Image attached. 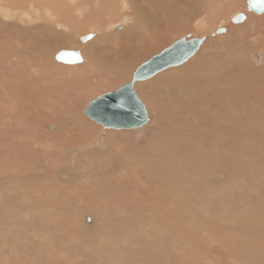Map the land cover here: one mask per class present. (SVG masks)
I'll use <instances>...</instances> for the list:
<instances>
[{"label":"rangeland","instance_id":"obj_1","mask_svg":"<svg viewBox=\"0 0 264 264\" xmlns=\"http://www.w3.org/2000/svg\"><path fill=\"white\" fill-rule=\"evenodd\" d=\"M8 1L9 0L0 1V5H5ZM80 1H75V3L71 0H13L11 4L0 7V27L10 24L12 25L13 31L17 30V28L28 30L30 27H39L41 24L45 23L42 20L43 18L46 19L47 23L45 24L48 26L50 25L52 30L56 32L53 23H48V15H46V12L50 11L52 14L59 16V19H61V16H67V13L72 12V16L74 18L76 17L74 20H79L76 23L81 26L80 29L82 30L78 33L82 35L87 34L91 30L99 29H101L102 33L100 38L90 44L84 45V43H80L77 39V42L75 41L72 45L64 44L51 47V58L48 59V57H46L47 60H45V68L49 73H46L45 71L44 73H40L39 71V73H37L34 71L35 67H30V71L28 70L26 72L23 80H21V75L19 76L21 82H29V88L33 93L37 92L35 93V104L26 102L29 98L27 92L16 96L20 81L12 78L14 77L12 72L9 74L8 72H6V74L2 73L5 75L4 76L0 71V74L5 77L4 79L10 87L9 88L7 84L5 87H0V93H2L0 94V125H2L0 126V264H55V257L59 258L58 264H148L149 262H152L151 264H171L176 260L174 261L171 258L170 253L164 252L162 246L169 247L172 245L173 247H182V242H179L180 234L178 229L187 228L184 223L195 229L194 233L199 236V242L202 246L204 243L208 244L213 242L212 239L215 236L222 235V233H216L211 239V236L200 228L201 219V222H204L203 224L213 228L217 226L222 227V225L230 219L251 222L257 217H260L262 219V228L264 229V164H261L259 161V155H264V146L250 143H237L230 145V148L228 147L224 154L227 167V171L224 173L230 175L228 173L229 171L232 175L229 194L232 195L233 198H229L228 201H225L226 204L223 206L227 207L228 210L225 214L220 215L218 214V208L215 210L214 214V209L209 208L211 206H207L204 203L208 198L219 197L221 193L219 191L214 193L213 189L208 191L207 187H211L212 185H202L200 177L197 175V173H201L204 178H206L211 173V179L218 175V169L212 171L214 167L208 168L207 166L212 165L219 159H210L208 164H204L201 162V159L198 158L199 155H197V151L201 148L206 153L218 155L219 146L211 141L203 142L205 141L202 139L204 138V135H200L202 137H197V134L193 136L187 134V137H191V139L185 140L187 141V144H184L182 148L183 151L173 153V156L177 158L176 163L170 164L169 160H161L163 165L167 164L165 169L169 172L173 170L180 174L185 172L189 173L187 178L188 181H177V178H175L174 181V185L179 189L178 196L186 197L189 200L181 205V209L178 208L179 220L182 221V224L179 227L174 228L171 224L172 221L167 220L162 215V212H159V208L164 211L160 205L155 206V204H153L152 206H146L148 209L146 213L135 209L132 210L129 204V194L132 195V192L127 188V184L123 185L122 187L124 188L121 189H116L115 187L111 189L109 188L110 182L112 183L109 179L113 178L114 172L116 171L115 164L116 162L118 164L121 162L114 159L115 164L113 165V162H109V156H104L109 149L107 147L104 149H102V147L96 148L93 145L95 142H91V140L95 139L97 136V132H99L102 138H106L107 132H115L122 134L133 133L136 137L140 136L139 138L132 137L129 139L128 135H122L118 138L107 140V145H110L111 148L116 151L126 150L127 147H132L133 144L136 147H144L152 138H154L155 141L159 140V142H161L160 145H166L167 143L170 144L171 141L167 142L163 140L162 134H168L170 129L174 130L177 128L176 125L172 124H170L171 128L168 127V121L172 120L170 119L168 112H174L178 107L189 108V111L185 113L186 117H188L192 124L194 123L193 125L196 126V129L200 125L199 128L203 129L205 127L203 125L213 118L214 112L216 113L221 109H225V106L220 101L222 99L218 98L216 100L217 105L213 106L211 103L212 98L209 99V97H207L208 99H202L201 96L192 95L191 93L186 92L187 88L185 86L181 87V90L179 89L180 86L177 87L178 89H172L174 86H171L169 83V85L167 83L165 85V83L159 81L160 78H163L164 80L167 79V77L193 74L197 66L200 64L198 59H209L213 50H216L214 53L217 54L212 57L211 65L215 66V64H220L228 61V59H232L233 62H230L236 64L238 67L241 66L243 70L251 69L250 71L253 69L257 74L259 71L264 70V53H258L249 57L247 55H242L241 53V55L236 54L233 50H228V41L222 40L221 37L225 35L227 36L229 33L228 30L225 35L212 37L211 40L209 38L205 41L202 48L193 59H191V61L189 60L182 66L163 71L153 78L147 81L138 82L135 85V91L149 113V122L145 127L143 126L142 128L133 130L104 129L101 125L93 122L87 115H85L84 112L90 102L127 84L132 79V71H135L137 67L167 49L175 41L183 39L184 37L189 39H193L191 37H205L207 39V37H210V31H214L216 26L206 33L197 34L194 32H186L183 33V36L180 34L177 37H172L167 44L161 46L148 57L133 63L127 76H122L121 79L119 78L117 81L111 83L109 78L101 79L98 83L99 86L96 87L95 90L86 92L83 91L84 89L77 90L74 82L71 83L69 81L70 79L64 80L66 77H73L70 72L77 68V66L74 67L73 65H66L57 62L55 54H57L58 51L60 52V50L63 51V49L75 51L80 50V52L85 53L87 59L92 60L95 57H102L106 68L108 69L109 67H112V65L116 63V54L113 49L115 48L114 42L108 46V44L105 45L103 41L105 36L112 33L111 31L107 32L108 30L106 28L110 26L108 24L112 23L113 25H119V22L116 23L118 18L120 19L123 17L121 18L122 22L126 16L128 23L122 30H128L133 27L132 25L135 24L134 22L137 23V21L142 19L144 14L141 10L147 12L153 11L158 0H125L126 9L122 10V13L124 14L119 12V10H121V4L119 3L120 0H115L113 2H111L112 0H105V5H108V8L105 12L100 13L94 12L95 9L99 8L96 7L95 1H92L87 5L82 3V0ZM102 4H104V2L100 5ZM55 5L57 7H55ZM80 5L84 6L81 8L82 12L79 13L77 10L79 9V11H81ZM47 7L49 10L46 9ZM110 7L112 8L110 9ZM8 8H12L13 10L12 19L8 18V16L11 15L6 12V9ZM28 10L30 11L29 16L33 18H30L31 21L33 20V23L30 22L28 18ZM83 11L86 12L84 13ZM231 11L225 21L226 24H222L224 26L219 24L217 26L218 28L227 27L232 15L241 12L246 13V0H241L239 5ZM81 13H83V15ZM88 15L92 16V20L96 18L97 21L98 19L95 27L91 23H86L88 21ZM141 15L142 17H140ZM247 15L248 21L246 20L240 25H229V27L246 26L249 24V21L251 22V18H261L264 16V13L261 15L247 13ZM80 16H84V18L82 17V19ZM14 17H17V21ZM19 19L21 22L18 21ZM15 25L17 28L13 27ZM58 25H60V27H66L62 24ZM245 28H247V26L244 27L241 32L237 33V36L245 35ZM31 33L34 34L33 32H30V35H32ZM250 35L251 34L249 33V36ZM210 41L212 42V45L207 46V44L211 43ZM21 43L23 44V42ZM12 44L14 50L19 52L21 56L26 51L28 53L27 44L18 45L16 39ZM24 47L25 50H23ZM17 52L12 53L8 57L6 56L3 60L5 66H9L11 70V66L17 67L15 63H12L13 65L10 64L12 55L16 56L15 53ZM234 56L235 59L233 58ZM35 57L36 56H34V58ZM8 62L10 65H8ZM84 63L85 60L80 64ZM50 64L51 66H49ZM95 64L100 67L101 63L97 62L95 59ZM63 69L68 73L62 71ZM182 69L185 71V74ZM119 70L123 71L122 69ZM13 71H15V69ZM59 71H62V73ZM209 73L211 74L213 72L209 71ZM238 74L239 73L236 75ZM240 74L242 75V71ZM240 80L241 79H237V81L241 82ZM66 83L68 84V87L65 86ZM240 95L242 98H247L253 94L251 95L247 89L244 90V87H241L239 93L234 97V101L231 102L230 115L232 116L238 115V113L241 114V107L238 111L234 109V105L239 103ZM18 97L19 99H17ZM259 99L260 102L263 101L264 96L260 94ZM153 100H156L155 102L158 103L156 104ZM3 102H5V105ZM16 102L22 104H17ZM153 102L155 104H153ZM198 104L199 106L201 105L200 107L202 108H200ZM155 105L156 107H154ZM2 106L4 108L7 106V110ZM193 108L195 109L194 112ZM66 109H71V111L67 112L68 110ZM159 111L165 112H163L165 114L163 119H161ZM12 112L15 116L11 114ZM6 114L8 116H5ZM72 114L84 120V127L79 131L77 130L73 132L70 130L72 126ZM197 115L199 116L197 117ZM191 117L194 119L192 120ZM201 117H203V119ZM14 118L15 120H13ZM64 118L68 119V121H64ZM167 118L169 119L165 120ZM3 123L10 127H7ZM159 123L160 126L158 125ZM148 127L150 129H148ZM143 130H145V134L142 136L140 134ZM80 133H83L84 135H80ZM17 135L20 136V139ZM158 136L160 138H158ZM200 140L203 141L201 142ZM223 140L226 141V139ZM162 141L164 143H162ZM88 143H90V145ZM87 144L88 146L86 149L80 150L81 146L84 147ZM74 156L76 169L70 170L72 165H74ZM117 159L121 160V157H117ZM148 165L149 161L146 162L144 168ZM100 170L106 171L107 175V178L104 179L106 182H102L101 185L98 183V179L93 181V173L96 172L97 175ZM125 170L127 171L126 168ZM154 172V169H152V174ZM219 176L220 175H218V177ZM148 181L152 182L153 176L148 179ZM214 182L218 183L217 179H215ZM201 188H203V190ZM158 192L159 193L153 192L149 195L147 194V196L150 199H154L156 196H161V192ZM189 195H192L195 198L192 196L189 197ZM102 199L104 201H102ZM219 200V203H216L218 206L222 203V201ZM210 204L211 201L209 205ZM109 207L111 211L108 210ZM204 207L207 208L204 210ZM220 207L222 208V205ZM221 208L219 209L221 210ZM185 210H187L188 214L185 213ZM166 211H171V209L168 208ZM195 211L201 212L193 217L192 213ZM201 213L204 214L202 215ZM260 218L257 220L260 221ZM142 222L147 224L144 228H142ZM166 231L169 232V234ZM128 234L129 236H127ZM135 241H137V243ZM185 249L187 251V261L190 262L193 258L189 255L188 247ZM184 250L178 248V252L175 253L176 259L178 258V264H181ZM193 255L197 254L194 253Z\"/></svg>","mask_w":264,"mask_h":264},{"label":"bare ground","instance_id":"obj_2","mask_svg":"<svg viewBox=\"0 0 264 264\" xmlns=\"http://www.w3.org/2000/svg\"><path fill=\"white\" fill-rule=\"evenodd\" d=\"M0 1H4V0H0ZM12 1L13 0H9L6 3L11 4ZM71 1L75 2L78 0H71ZM92 1H95L96 7H99L98 9H95V11H94L95 13L105 12V10H107L108 5H105V0H82V3H85V5H87V4H90ZM113 1H115V0H112L111 2H113ZM130 1H133V0H130ZM240 1L241 0H158V2L155 4L156 6H154L153 11L147 12L145 10H141L144 15H143V17L141 15L140 17H142V19L140 21H137L138 26H137V23L134 22L136 25L135 24L132 25L133 26L132 28H129L128 30H126V29L122 30L125 28V26L128 23V19L126 18V16L122 20V22H121V18H123V17H121L120 19L118 18V21H116V23L119 22L120 23L119 25H117V24L113 25L111 23V24H108L110 26L107 27L108 25L106 24L107 25L106 29L108 30V31L107 30L106 31L107 32L111 31L112 33L108 34L107 36H105L103 38L104 44L105 45L108 44V46H110V44L112 42H114V45H115V48H113V49L115 50L114 52L116 54V59H115L116 63L113 64L112 67H109L107 69L105 66V63H103L104 59L102 57H95V58L93 57L94 59H92V60L87 59L85 53L80 52V50L79 51L78 50H76V51L75 50H64V49H63V51L60 50V52L58 51V53L55 54V59L57 58V56L61 52H64V51L79 52L81 54V57H82L81 63H83L84 60H85V63L84 64L77 63V64L73 65L74 67L77 66V68L71 70V72L69 71L71 73V75H73V77L72 76H71V78L66 77V78H64V80L70 79L69 81L71 83L74 82V85L76 86L77 90L78 89H80V90L84 89L83 91H86V92L91 91V90H95L96 87L99 86L98 83L101 79L109 78L110 83H111V82L117 81L119 78L121 79L122 76H127L129 70L132 67L131 65H133V63H136V62L141 61L142 59L148 57L150 54H152L153 52L158 50L161 46L167 44L172 37H175V36L177 37L180 34H182V36H183V33H186V32H194L197 34L206 33L208 31H210L214 26H216V29L214 31H210V33H211L210 37H207L206 40H208L209 38L211 40L212 37L219 36V35H215V36H212V35L217 31V29L222 28V27H219V28L217 27L219 24H221V25L226 24L225 21L227 20V16L232 12L231 11L232 9L236 8L239 5ZM247 1L248 0H246V4H247ZM102 2H104V4L100 5ZM119 3L121 4V10H119V12L121 14H124V13H122V10L126 9V1L120 0ZM7 4H5V5H7ZM35 4H37V3H35ZM73 4H72V7H73ZM1 5H0V7L5 6V5H2V6ZM37 5H39V4H37ZM83 6L80 5V9ZM36 7H38V6H36ZM55 7H57V6L55 5ZM146 7H147V5H146ZM49 8H50V6H49ZM111 8L112 7H110V9ZM46 9H48V7ZM32 10H34V9H32ZM6 12L8 14L9 13L11 14L10 16H8V18L12 19L13 18L12 8L6 9ZM77 12H79V13L82 12V9H81V11H79V9H78ZM29 13H30V11L28 10V14L27 13L26 14L28 15L30 22L33 23V20L31 21V19H30L32 17L29 16L30 15ZM71 13L72 12L67 13V16L63 15V17L59 14L61 16V19H59L60 18L59 16L52 14L50 11L46 12V15H48V18L46 17L48 19V23H53V25L56 28V32H54V30H52V27L50 25L48 26L47 24H45L47 22H46V19H43V18H42V20L45 23L41 24L39 27H37V26L36 27H30L28 30H26V29L23 30L22 28L19 29L15 25L13 27H16L17 30L13 31L12 25H10V24L0 27V71H1V74L2 73L6 74V72H8V74L11 72L13 73L14 77H12V78H15V80L18 79V81H20L19 86H18V91H16V96H19V94L21 95V93L27 92V95L29 96V98L27 99L26 102H29L31 104H35L36 103L35 93H37V92H34V93L32 92V90L29 88V85H28L29 82L28 81H22L21 82V80H23L26 72L28 70L30 71V67H35L34 71H36L37 73H39V72L44 73V71L46 73L48 72L45 68V60H47L46 57H48V59L51 58V55H52V51L50 50L51 47H53L55 45H64V44L72 45L75 43V41L77 42V39L80 43H82V44L84 43V45H85V44H90L91 42H93L96 39L101 37V35H102L101 29L91 30L87 33L88 35L87 34L82 35V34L78 33V32H81V30H82V29H80L81 26L77 25V23H76L79 20L75 21L74 19L76 17L74 18L72 16L73 14H71ZM241 13H245V12H241ZM247 13H252V12H249L248 8H247V12L245 13V15H246L245 21L248 18ZM81 14L83 15V13H81ZM237 14H239V13H236V14L232 15V17H230L229 25L234 24V23H232V19ZM22 16H23V14H22ZM49 16H51V17H49ZM80 17L84 18V16H80ZM91 17H92L91 15L88 17V21L86 23H91L95 27V25H97L98 19H97V21H96V18H94V20H92ZM15 19L17 21V17ZM77 19H79V18H77ZM18 21L21 22L20 19ZM244 22H242L240 24H243ZM58 24L65 25L66 27H62V26L60 27V25H58ZM240 24H235V25H240ZM93 25H92V27H93ZM229 25L227 27H225L229 31L227 36L225 35L227 33V31L224 34H220V36L225 35V36H221V37H222V40L228 41V44H229V46L227 47L228 50H233L236 54L241 53L242 55H247L249 57H251L255 54H258V53H261V54L264 53V16L261 18H251V22L249 21V24L246 25L247 28H245L246 34L243 36H240V35L237 36L238 35L237 33L241 32L244 29V27H246V26H239V27L238 26H230L229 27ZM222 26H224V25H222ZM121 31H126V32H121ZM15 32H16V34H15ZM30 32H33L34 34L31 33L32 35H30ZM24 33H27V34H24ZM249 33L251 34L250 36H249ZM90 35H91L90 39L83 41V38L90 36ZM184 38H186L188 41L190 40L187 37H184ZM191 38L194 39L195 37H191ZM15 39L17 40L18 45L22 44L21 42H23L22 45L27 44L28 53L26 51L24 54H22L23 57L20 55L19 52L14 50V46H13L12 42L13 41L15 42ZM176 42L177 41H175L169 47L173 46ZM208 45L211 46L212 42L210 44H207V46ZM25 47L23 50H25ZM215 51L216 50H213L211 52L212 55L210 54L211 56L209 59L208 58L205 60L198 59L200 61V64L197 66L196 70L191 75H189V74L188 75H181V76H179V75L172 76L171 75L172 77H167V79H164V80H163V78L159 77L160 78L159 81H161L162 83H165V85H166V83L167 84L169 83L171 86H174V88L172 87V89H175V88L178 89L177 87L180 86L179 89L181 90V87L185 86L187 88L186 92H189L192 95L201 96L202 99H206L207 97H209V99L212 98L211 103L213 104V106L217 105L216 100L218 98L222 99V100H220V99L219 100L225 106V109H221L220 111H218L216 113L214 112L213 118H211V120H209L207 123H205V125H203V126H205L203 129L199 128L201 125L199 127H197V129H196L195 128L196 126L193 125L194 123L192 124V122H190L188 117H186L185 113L187 111H189L188 110L189 108L186 109L183 107H180V108L178 107V108H176V110L174 112H172V111L168 112L170 119H172V120L168 121L169 122L168 127L171 128L170 124H172V125H176L177 128L174 130L170 129L169 130L170 132H168V134L167 133H164V135L162 134L163 140H165L167 142L171 141L170 144H168L166 142L167 143L166 145H160L161 142H159V140L155 141L154 138L149 140V138H148L149 141L147 142V145H145V146L143 145L144 147H141V146L136 147L133 144L132 147H127L126 150H117L116 151V150L112 149L110 145H107V143H106L107 140L113 139V138H118L122 135H128L129 139H131L132 137H136V136H134L133 133L132 134H125V133L122 134V133H115V132H107L106 138H102V136L99 134V132H97V136L95 137V139L91 140V142H95V144H93V145L96 148L102 147V149H104L107 147L109 149L108 152L105 153L104 156H109V158H110L109 162L110 163L113 162V165H114L115 164L114 159L121 162L120 164H118L117 162L115 164L116 165V168H115L116 171L114 170L115 172H114L113 178L109 179V181L110 180L112 181V183L110 182L109 188L111 189V188L115 187L116 189H121V188H124V187H122L123 185L127 184L128 185L127 188H129L130 192H132V195L129 194L130 195L129 204H130V207L132 208V210L135 209V210H139L140 212L146 213L148 211L146 206H149V205L152 206L153 204H155V206L160 205L164 211H162L159 208V212L161 211L162 215L167 220L172 221L171 224H172V227H174V228H177L182 224V221L179 220L178 208L181 209V205H183L185 202L189 201L186 197L178 196L179 189L174 185V181H175V178H177V181L180 180L181 182L188 181L187 178L189 176V173L185 172V173L180 174V173L173 171V170L171 172H169L167 169H165L167 164L163 165L161 160H163V159H165L166 161L169 160L170 164H175L177 161V158H175V156H173V153H175L177 151H179V152L183 151L182 148H183L184 144H187V141H185V140L191 139V137H187V134L192 135V136L197 134L196 135L197 137H202L200 135H204L203 136L204 138H202V139H204L205 141L200 140L201 142L202 141L203 142L211 141L214 144H217L219 146V148L217 147L218 152H219L218 155H211L209 153H206L201 148H199L200 150L197 151L198 152L197 155H199L198 158L201 159V162H203L204 164H208V161L210 159H215V158L219 159V160H216L212 165H208L207 167L208 168L214 167V169L212 171L218 169L217 174L220 175L222 178L220 176L218 177V175H217L216 177L214 176L215 178L213 177L211 179V173L206 178H204V176L201 173H197V175L200 177V181H201L202 185H209V184L212 185L211 187L210 186L207 187L208 191L213 189L214 193H217L218 191L221 193L219 197L208 198L204 203L207 206H211L209 208L214 209V214H215V210L218 208L217 209L218 214H220V215L225 214V212H227V210H228L227 207L223 206L226 204L225 201H228L229 198H233L232 195L229 194V189L231 187L232 175L229 171H228V173L230 175L224 173L227 171L224 154L226 153L228 147L230 145H234L237 143H250V144H257V145L264 146V100L260 102V99H259L260 94L264 96V70L259 71V73H257V74H256V72L253 71V69H252V71H250L251 69L243 70L241 68V66L238 67L236 64L232 63L233 62L232 59H230V60L228 59V61L222 62V63L219 62L220 64H215V66L211 65L212 57L217 54V53H214ZM14 52H17V53H15L16 56L12 55V59L10 61L11 62L10 64L13 65L12 63H15V65H17V67L11 66L12 67V70H11V68L9 66H7V65L5 66L3 60L6 58V56L8 57L9 55H11ZM29 54L32 55L33 58ZM225 54H226V51H225ZM34 56H36V57L34 58ZM83 58H84V60H83ZM224 58H225V56H224ZM233 58L235 59V56ZM95 59L97 60V62L101 63L100 67L96 66ZM191 59H193V58H191ZM191 59H190V61H191ZM148 61H146V62H148ZM230 61H232V62H230ZM51 62H53V61H51ZM192 62H190V63H192ZM10 64L8 62V65H10ZM62 64H65V63H62ZM66 65H69V64H66ZM142 65L137 67L136 70H138ZM49 66H51V64ZM73 66H71V67H73ZM14 69H15V71H13ZM119 69H122L123 71H120ZM136 70L132 71L133 75L136 72ZM254 70H257V69H254ZM3 71H5V72H3ZM62 71H64V69ZM62 71L61 72L59 71V72L62 73ZM182 71L185 74V71L183 69H182ZM209 71L213 72V73L210 74ZM241 71H242V75L240 74ZM65 73H68V72H65ZM237 73H239V74L236 75ZM1 74H0V87H5V85L7 84V81L4 79L5 75L2 74V75H4V76H2ZM20 75H21V80L19 78ZM133 75H131L132 76L131 81H129L125 85H128L129 83L132 82ZM237 79H241L240 80L241 82L237 81ZM17 83H14V84H17ZM137 83L138 82H136V84ZM153 83H154V81H153ZM14 84H13V87H14ZM125 85H123V86H125ZM65 86L68 87V84L66 83ZM242 86L244 87V90L247 89V91H249V93H251V95L252 94L253 95L248 96L247 98H242V96L240 95L239 96L240 100L238 99L239 103L237 105H234V109L236 111H238V109L241 107V109H242L241 114L238 113V115L232 116V115H230V108H231V104H232L231 102L234 101V99H235L234 97L236 96L237 93H239ZM8 87H9V85H8ZM15 88H16V86H15ZM121 88H119V89H121ZM119 89H117V90H119ZM117 90H115V91H117ZM115 91H113V92H115ZM113 92L107 93V94L102 95L98 98H102V97L109 95ZM0 94H2V93H0ZM98 98H96V99H98ZM17 99H19V97ZM154 102H153V104L158 103V102H155V103ZM3 103L5 105V102H3ZM19 103H17V104H19ZM20 104H22V103H20ZM184 104H185V102H184ZM0 105H1V103H0ZM11 105H13V104H11ZM11 105H10V107H11ZM88 106H87V108H88ZM198 106H199V104H198ZM154 107H156V105ZM5 108L7 110V106ZM200 108H202V107H200ZM66 110H68L67 112L71 111V109H66ZM146 110H147V108H146ZM164 110H166V109H164ZM160 111H161V109H160ZM194 111H195V109L193 108V112ZM16 112H18V111H16ZM163 112L164 111L160 112L161 119H163V117H165V114H164L165 112L164 113ZM170 112H172L173 115ZM190 112H191V110H190ZM11 114L13 115V112ZM148 114L149 113L147 110V116H148V122H149V115ZM5 116H8V115L6 114ZM13 116H15V115H13ZM198 116L199 115H197V117ZM71 117H72V126L70 129L71 131H73V132H75L77 130L79 131L82 127H84L85 123H84V120H82V118H80L74 114H72ZM195 117H196V115H195ZM1 118H2V116H1ZM15 118L13 120H15ZM201 118L203 119V117H201ZM234 118H237V119H234ZM168 119L169 118H167L165 120H168ZM191 119H192V117H191ZM196 120H199V119H196ZM64 121H68V119H65ZM158 121H159V119H158ZM158 121H157V123H158ZM6 122H7V120H6ZM93 122H95V121H93ZM22 123H23V121H22ZM95 123H97V122H95ZM3 124H5V123H3ZM97 124H99V123H97ZM54 125L57 126L56 124H54ZM99 125H101V124H99ZM158 125L160 126V123ZM0 126H2V125H0ZM7 127H10V126H7ZM149 127H148V129H150ZM103 128L109 129V128H105V127H103ZM12 129H14V128H12ZM163 129H164V127H163ZM22 130H24V129H22ZM109 130H116V129H109ZM124 130H127V129H124ZM1 132H2V129H1ZM4 133H5V131H4ZM65 133L68 134L67 132H65ZM65 133H64V135H65ZM6 134H7V132H6ZM143 134H145V130H143L140 135L143 136ZM80 135H84V134L80 133ZM20 136H21V133H20ZM20 136H18L19 139H20ZM3 137H5V136H3ZM34 137H35V135H34ZM139 137L140 136H138L136 138H139ZM158 138H160V137L158 136ZM223 139H226V141H224ZM90 143H88V144L90 145ZM162 143H164V142L162 141ZM88 144L84 147L81 146L80 150L86 149ZM135 144H137V143H135ZM138 144H140V143H138ZM128 146H130V145H128ZM192 151L194 152L193 149H192ZM200 152H201V155H200ZM117 157H121V160H118ZM148 161H149V165L146 168H144V165ZM259 161L261 164H264L263 163L264 162V155H259ZM73 164L74 165H72L70 170L76 169L75 156H74V163ZM125 168L127 169L128 172L125 170ZM151 168L154 169V171H155L153 174H152ZM93 174H94L93 175V181L94 180L96 181L98 179V181H99L98 183L100 185L102 182H106L104 180L107 178L106 171L100 170L97 173V175H96V172ZM152 176H153V181L152 182L148 181V179H150ZM215 179H217L218 183L214 182ZM79 180H81V179H79ZM201 189L203 190V188H201ZM156 190L161 192V196H156L154 199H150L147 196V194L149 195L153 192L159 193ZM133 193H134V195H133ZM191 196L189 195V197H191ZM192 197H194V196H192ZM219 199L222 201V203H220V205L218 206V205H216V203L218 202ZM102 201H104V200L102 199ZM210 201H211V204L209 205ZM135 204H137V205H135ZM221 205H222V208L220 207ZM246 207H248V206H246ZM125 208H126V206H125ZM168 208H170L171 211H166V210H168ZM206 208L207 207H204V210ZM219 208H221V210ZM108 210H110V207L108 208ZM185 211H186L185 213H187V210H185ZM200 212L195 211L192 213V216L194 217L197 215V213H200ZM201 214L203 215L204 213H201ZM90 218H91V216H90ZM259 218L260 217H257L254 221H251V222L238 221V220L230 219L229 221L225 222L222 225V227L217 226V227H213V228H210V227L206 226V224H203L204 222H201V220H202L201 219L200 220V228L203 229L205 233L209 234L211 236V239H212V236H214L216 233H219V232L222 233V235L215 236L212 239L213 242H210L208 244L204 243L203 246L199 242V236L195 235V233H194L195 229L192 227H189L186 223H184V225L187 226V228L178 229V232L180 234L179 242H182L181 243L182 247L181 248L175 247V246L173 247L171 245L169 247L162 246V249L164 252L170 253L171 258L174 261L176 260L174 263H171V264H178L179 263L178 258L176 259V257H175V253L178 252V248L184 250L187 247L189 249V255L192 256L193 260L190 259L191 260L190 262L187 261V251L185 249L183 252L182 259H181V264H184V263L185 264H264V229L262 228V219L260 218V221L257 220ZM204 220H205V218H204ZM152 221H154V220H152ZM259 223H261V224H259ZM90 224H91V222H90ZM141 224H142V228H144L145 225H147V224H144L143 222ZM161 231H162V229H161ZM198 232H200V231H198ZM167 233L169 234V232H167ZM159 234H161V233H159ZM127 236H129V234ZM162 238H161V240H162ZM135 242L137 243V241H135ZM16 246H18V245H16ZM20 247H21V245H20ZM3 253H5V252H3ZM194 253H196L198 256L193 255ZM54 261L56 262L55 264H58L59 258L55 257Z\"/></svg>","mask_w":264,"mask_h":264},{"label":"water","instance_id":"obj_3","mask_svg":"<svg viewBox=\"0 0 264 264\" xmlns=\"http://www.w3.org/2000/svg\"><path fill=\"white\" fill-rule=\"evenodd\" d=\"M249 12L261 15L264 13V0H248ZM246 19L245 13H239L232 19V23L240 24ZM225 27L217 29L212 35L226 33ZM83 38V41L90 39ZM206 38H186L178 40L173 46L165 49L159 55L144 63L133 75V80L121 89L92 101L84 112L91 120L105 128L116 130L139 129L148 123L147 110L135 91L136 82L149 80L157 74L171 68L179 67L193 58L205 43ZM56 60L69 65L82 62L79 52H61Z\"/></svg>","mask_w":264,"mask_h":264}]
</instances>
